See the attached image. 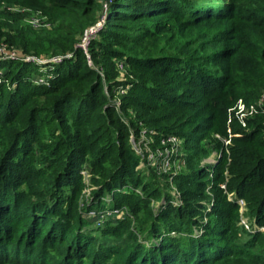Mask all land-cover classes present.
I'll return each mask as SVG.
<instances>
[{
	"label": "trees",
	"instance_id": "1",
	"mask_svg": "<svg viewBox=\"0 0 264 264\" xmlns=\"http://www.w3.org/2000/svg\"><path fill=\"white\" fill-rule=\"evenodd\" d=\"M37 10L50 26L27 21ZM101 13L86 53L77 45ZM0 48L15 55L0 61V264H264L262 233L238 225L219 187L225 154L211 184L199 165L202 140L227 135L229 108L264 87V0H0ZM232 121L226 188L264 225V110L247 128ZM142 127L184 138L183 204L137 168L130 136ZM86 158L99 186L86 208L112 192L133 222L78 212ZM153 196L166 200L158 213Z\"/></svg>",
	"mask_w": 264,
	"mask_h": 264
},
{
	"label": "rangeland",
	"instance_id": "2",
	"mask_svg": "<svg viewBox=\"0 0 264 264\" xmlns=\"http://www.w3.org/2000/svg\"><path fill=\"white\" fill-rule=\"evenodd\" d=\"M4 6H9L12 8H15V5L13 3H4ZM3 7V5H2ZM103 14V13H101ZM105 14V12H104ZM104 14L102 15L101 18H106V16H104ZM104 16V17H103ZM30 18H38L37 21L40 22L41 18H45L42 13L37 10L35 12H30V15L27 17V21ZM105 21V19H104ZM49 23V22H48ZM104 24V23H103ZM44 26V25H41ZM88 53V52H87ZM15 57L14 55V50H0V61H4L7 60L9 58H13ZM29 57V56H28ZM36 64H42L43 62L35 60ZM46 62V61H44ZM47 64V63H46ZM45 66V65H43ZM2 68V67H1ZM49 67H42V71L44 73H47ZM51 68V67H50ZM35 80H37L38 82H42L43 81V77L42 76H37L35 77ZM119 91H121L119 89ZM114 103L117 105V103H120V98L119 97H115L114 98ZM264 102V87L261 88L260 93L258 95L257 98L250 100V101H246L243 98H239L237 101H235V103L229 108L228 112L231 116L232 119L227 120V135H221L217 132H213L211 133V137L210 139H203L202 140V145L205 147L208 146L210 148V150L208 151L207 156L201 158V160L199 161V165L202 169L205 170H209V174L207 177V180H209V184H211V180L213 178V174H211V168H214L213 165H215L219 158L225 154L226 160L223 163V170H222V174L219 175V178L221 176L219 180V187L222 188L223 193H225V196L227 198V200H231V201H235L238 204V211H239V221H238V225L242 226L241 228L244 230H247L248 232H261L263 235V241L262 243H260L261 246H264V225H260L258 224V222L256 221L255 217H251L250 215L247 214V208H246V201L244 200V198L242 197H238L236 195V193L234 191H227L226 188V182L227 179L229 178V174H228V164L230 162V148L231 146H233L231 137L233 135L232 132V126L233 123H235V121H232L233 118H236V121L238 122L237 124L240 127L243 128H247L248 124H247V120H251L252 118H254L256 116V113L258 114L259 108L256 104H258V102ZM254 107V108H253ZM229 116V117H230ZM234 116V117H233ZM176 135V134H175ZM178 136V135H177ZM180 139L179 145L174 146L173 147V160H174V168L176 169H172V171L175 172V174L172 173V171L168 172H163L160 171V168L157 167L156 169V173L157 176L159 178H154V184L155 186L158 188V190H161L163 193H169L170 194V198L172 203L175 205H181L183 204L182 202V197L180 194V189L178 186V183L176 180H174V178L181 174V173H189L190 172V168H188L187 166V157L189 156L190 152L186 150L185 148V144H184V138L178 136ZM217 139L220 141V146L218 148H214L212 144H209L211 142V139ZM145 140L147 142H151V144L149 145V150L154 147H156L158 145V141L156 140V137L151 136L150 134H147V136L145 137ZM144 148V147H143ZM148 151V150H147ZM212 166V167H211ZM153 167V166H152ZM152 167L147 166V165H143L140 167H137L141 170H145V173L150 174V171L152 170ZM154 169V168H153ZM160 171V172H159ZM79 174H80V179L83 181V187H82V191L80 192L79 196L77 195V197L75 198L76 202H77V210L81 215H84L83 217L89 216V218H91V222L93 221L95 226L100 225L102 223H104V221L107 219H111L113 221H116L118 219L121 218H130L132 220V222L134 221L133 215L130 212L129 213V208H127L126 206L121 207L122 209V213H109L108 211L112 209L111 204H112V199H113V193L109 192L106 194V196H104V199L102 198V202H106L108 204L105 205L104 207H100L97 208V206L91 207L89 209H87L86 207L89 204H92L91 202H93L95 198L94 195V189H97L99 186L93 181V170H91L90 167V163L88 158H86L85 160H83L82 164L80 165L79 168ZM222 180V181H221ZM208 189V188H206ZM136 191H138L139 194H141V190L138 188ZM63 199L66 201V196L63 197ZM94 199V200H93ZM240 200H243V203L240 202ZM165 198L164 196L160 197H149V205L152 206L153 210L156 211L158 213V211L161 209V207L164 206L165 204ZM212 205V201L209 203L208 206ZM64 207H66V202H64L63 204ZM92 208H96V209H92ZM92 209V210H90ZM90 210V211H88ZM125 216V217H120L117 218L118 216ZM130 220V221H131ZM205 220V219H204ZM131 222V223H132ZM82 232H88L87 229H85L84 227L81 230ZM202 230H200L199 228L195 227V234L197 232V234H199ZM173 233V231H172ZM141 239V238H140ZM161 236L159 235L158 237H156L155 239H152L151 241L147 242L148 244L151 245V243L156 242L158 244V242L160 241Z\"/></svg>",
	"mask_w": 264,
	"mask_h": 264
},
{
	"label": "built area",
	"instance_id": "3",
	"mask_svg": "<svg viewBox=\"0 0 264 264\" xmlns=\"http://www.w3.org/2000/svg\"><path fill=\"white\" fill-rule=\"evenodd\" d=\"M105 16V15H104ZM103 16V17H104ZM105 18H101L98 22L90 26L89 28L86 29L84 32L83 36L81 37L79 43L77 46L81 47L86 53L88 46L91 42V40L96 36L100 28L103 26ZM38 18H30L28 22L32 24L34 27H38L41 25H44V27L50 26L48 22H39L37 21ZM4 48H0V50H3ZM71 55H67L65 57H70ZM28 60H39L36 57H27ZM63 59V56H57L52 59V62H59ZM119 67L121 70L124 69V65L122 62H119ZM122 90L120 91V93ZM120 103H117V107L119 106ZM259 109L264 110V102H258L256 104ZM254 108V107H253ZM147 134H150L151 136L154 137L156 135V140L158 141V145L152 150H149V145L151 142H147L145 140V137ZM131 143L133 145L134 150L136 151L137 154L141 156V161L140 164L137 167L147 165L154 168L156 171L157 167L160 168V171L163 172H170L174 168V160H173V147L179 145L180 138L175 135V134H162V133H157L154 129L148 128V127H142L139 130L138 136H136L133 132H131ZM144 147V148H143ZM148 150V151H147ZM159 171V172H160ZM173 174H175L174 171H172ZM241 203H243V200H240ZM109 213H122L121 208H112L111 210L108 211ZM91 219V218H90Z\"/></svg>",
	"mask_w": 264,
	"mask_h": 264
}]
</instances>
